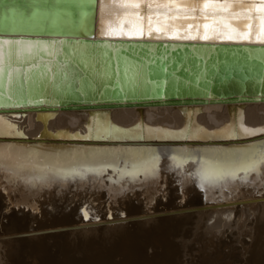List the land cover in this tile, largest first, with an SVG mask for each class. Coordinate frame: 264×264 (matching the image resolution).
<instances>
[{
    "label": "water",
    "instance_id": "95a60500",
    "mask_svg": "<svg viewBox=\"0 0 264 264\" xmlns=\"http://www.w3.org/2000/svg\"><path fill=\"white\" fill-rule=\"evenodd\" d=\"M224 2L225 0H209L205 7V0H0V39L49 43L52 41L58 43L60 39L68 43L78 40L91 47L90 51L93 52L92 55L95 56L98 65L107 62L111 71L108 77H100V68L96 72L92 70L84 72L82 63L71 62L74 66L80 67L85 75L80 76V72L68 73L61 69L55 70L51 79L45 69L46 65L43 64L50 60L51 56L48 54L38 53L35 59L42 60L38 66L35 63L30 64L34 59L13 60L12 64L21 69V73L14 79V83L10 84L9 88L14 87L13 95L6 96L5 82L8 67L6 68L0 85L2 101L0 111L13 106L31 107L29 111L36 112V119L44 123V129L33 139L24 136L23 142L17 141L12 144L27 146L30 150L28 152L24 150L26 152L24 154H30L39 150L44 140L61 139L58 136L61 131L52 132L46 128V118L53 117L57 112L52 110H57L58 107L68 111L90 110V120H102L105 115L111 131L116 132L121 129L111 122L107 113L110 109L134 105L175 106L186 118L180 130L188 128L199 130L200 134H210L217 133L227 125L212 132L207 131L196 122L194 117L193 112H201L200 107L190 108V105L205 104L212 97L233 103L228 108L231 121L235 119L237 123L239 118L241 124L244 105L238 106L234 103L245 102L248 99L255 100L259 96L264 100V42L259 39L261 28L264 26V20L261 19L264 17V10H261L260 5L264 4V0H228L232 4L230 9L232 11H239V4H243L245 9L255 5L249 12L251 19L223 17L219 5ZM214 8L217 9L215 13ZM205 24L208 25L207 29L204 27ZM245 24H250L251 27H243ZM228 25H231V29ZM229 32L232 33V39L228 38ZM244 32L249 34L250 39L236 38ZM205 33L208 39L202 38ZM106 40L126 46L120 50L117 63L111 51L108 55H100L99 45ZM173 43L179 46L171 50L169 47ZM152 46H155V54L150 50ZM192 48L212 52L208 57H200L192 52ZM123 58L131 61L137 68H141L142 78L148 81L142 85L140 80L132 85V81L126 84ZM56 60L59 64L70 63L62 55H57ZM28 70L31 74L29 81L26 80ZM79 81H81V89ZM140 123L142 129H152L146 126L142 119L134 127ZM261 128L263 127L256 130ZM258 134L261 133L227 139H183L208 144L187 146L186 154L181 148L163 149V153L158 154L155 171L136 179H115L108 171L103 173L106 177L103 175L97 179L83 177L80 182L74 178L61 180L46 175L41 177L44 179L42 181L35 177L28 181L22 175L17 176L9 180L8 189L0 186L1 198L2 194L7 197H5L7 200L1 199L0 241L10 244L18 240H37L46 236L80 239L82 236L77 237V235L82 231L120 227L114 234L106 236L88 234L85 239L80 240L88 242L106 238L120 242L126 241L129 237L130 226L147 227L219 208H235L264 202V199L236 200L235 198L212 205V199L209 198L240 186H264V178L201 182L197 177L198 166L202 163V150L214 148V145L209 143L245 140ZM75 135L78 137L70 138L104 140L97 136L80 137L77 132ZM151 139L146 138V140ZM163 140L167 141V139ZM263 143L264 140L250 141L248 144L234 148L221 147L219 150L228 154L247 152L261 149L260 145ZM32 148L36 150L31 151ZM41 150L37 151L40 157H42L41 152H49V149ZM151 150L156 151L157 148L153 147ZM175 155H184V158L179 161L173 158ZM119 157L120 166L117 170L121 171L124 169L125 157ZM166 159L172 162L167 164ZM191 163L196 164L193 169ZM44 167L48 172L51 170L50 164ZM0 169H4L3 166H0ZM166 173L179 175L180 180L175 179L174 183L180 190L174 193L176 195L172 207L159 206L154 210L153 205L156 204V200L161 199L163 203L167 200ZM259 173L262 177L263 173L260 171ZM60 181L62 183H59ZM106 182L111 186L107 187ZM97 184L101 185L100 192H106L103 186L110 191L108 196L110 199L108 198V201L101 206L109 204L111 208L109 211L117 217L116 219L110 217L112 220L105 222L97 220L93 224L83 225L79 222L78 215L83 209L87 210L91 207L87 200H92L93 206L99 203L90 191L91 186L95 187ZM149 186L158 190L152 195L151 200L145 201L147 202L145 204L141 202L143 196L138 197L134 193ZM194 190L198 193H192ZM20 195L29 199L32 204L28 206L24 203H15L16 197ZM193 197L196 200L189 203ZM45 201L50 203L44 208L42 204ZM79 205H82L80 209L78 208L76 214H72V209ZM18 211L24 212L21 214L33 215L27 218L16 214V218H11V215ZM90 214L92 212L89 209ZM155 234L154 231H148L149 247L151 246L153 250L157 248L154 245ZM145 249L142 252H146Z\"/></svg>",
    "mask_w": 264,
    "mask_h": 264
},
{
    "label": "bare ground",
    "instance_id": "6f19581e",
    "mask_svg": "<svg viewBox=\"0 0 264 264\" xmlns=\"http://www.w3.org/2000/svg\"><path fill=\"white\" fill-rule=\"evenodd\" d=\"M5 40L10 39L6 38ZM178 46L179 44L173 43L169 48L173 50ZM3 47L5 51L4 72L8 67L7 78L5 82L7 89L6 96L13 95L14 87L12 86L11 88H9L10 84L14 83V79L21 73V69L14 66L12 64V61L15 59H18L20 61L34 59V61L30 64L35 63L38 66L41 64L42 61L40 58L35 59L36 57H38L39 52H44L45 54H48V56H51L50 60H48L46 63H43L44 65H46L45 69L50 75L51 79L53 78L54 71H58L61 69H64L68 73L80 72V76H84V72L88 70L96 72L98 68H100V77H108L111 72L109 63L104 62L98 65L95 56L92 55L93 52L90 51L91 47L82 42H79L78 40L74 41L73 43H68L66 40L62 39H60L58 43H56L55 41H52L51 43L43 41H34L31 42V53L26 50L21 56L13 54L11 61H9L8 57L9 49H16L21 46L5 44ZM23 47L27 49V44ZM122 48H126V46L122 45L119 42L111 40H106L105 42L99 45L100 55H108V53L111 51L116 63L118 57L120 56L119 54ZM150 50H152V52L155 54V46L150 47ZM192 52L200 57H208L212 51L206 49L195 50L192 48ZM57 55H62L63 58L67 59L70 63L66 64L63 62L62 64H59L56 60ZM71 62L82 63L83 68L85 69L84 72L80 70V67L74 66ZM122 62L124 80L126 84L132 81V85L140 80L142 85L144 82L148 81V79L144 80L142 78L140 71L141 68L137 72V66H135L131 61L127 60L126 58H123ZM12 69H16V71H12V80L11 83H9L8 73ZM4 72L0 73V85L3 82ZM29 72L30 70L26 71L27 81L31 79V74ZM117 81H119L118 77ZM79 88H82L81 81H79ZM1 103L2 101L0 100V104ZM234 104L238 106L241 104L244 105L242 122L247 129L256 130L259 127L264 128V100L261 96L257 97L255 100L248 99L245 102H237ZM231 105H233V103L229 101H225L218 98L214 99L212 97H210L205 104L190 105V108L200 107L201 112L194 111V117L196 122L200 126L205 128L207 131L212 132L227 125L222 130H218L217 133L210 134H200L199 130H189L188 128L180 130L184 126L186 118L182 115L179 108L175 106L165 105L157 107L134 105L133 107L123 106L119 108L110 109V111H108L107 113L111 122L121 129V131L116 132L111 131L110 126L108 124V118L105 115H103L102 120H90V110L81 109L68 111L62 110L61 107H58L57 110H52L57 112L53 117L51 116L46 118V128L48 131L52 132L61 131L58 134L61 139L44 140V144L39 147V150L42 149L45 151L49 149V152H41L42 157L38 156V149L36 150L35 148H32L31 151H36L31 152L30 154H24L26 153L24 152V150L28 152L30 148L24 145L12 144L13 142L17 141L23 142L24 136H26L28 139H33L37 137L40 132L44 129V123L36 119V112L29 111L31 107L15 108L13 106V108L3 109L4 113L3 111H0V166H3L5 170L0 169V182L2 183L0 184V186L2 188L4 187L3 189H8L9 185L7 184L9 180H12L13 178L21 175L24 176V178L28 181L32 177H35L36 179H41L42 181L44 179L41 177H44L43 175H46V177H56L61 180L74 178L77 180V182H80L83 177L97 179L99 178V176H102L105 171H108V173L113 174L112 178H125L126 180L136 179L148 174H152L155 171V166L159 156L158 154L163 153V149H168L170 147H176L179 149L181 148L183 151L185 150L184 152L186 154L187 146L189 147L197 144H208L190 142L188 140L184 141L183 139H227L233 138L235 136H248L249 134H245L244 132V126L241 127L239 118L237 119V123L235 119L231 121L228 109ZM99 109L105 110L104 108ZM91 110H93V108ZM141 119L143 120V123L146 126L152 129H142L141 123L137 127H134L140 122ZM76 132L79 133L80 137L86 136L90 138L92 136H97L103 138L104 140L95 141L92 139H71L70 137H78V135H75ZM255 133L261 134L249 137L245 140L209 143V145H214V148L209 147V149L202 150V163H200L197 169L198 179L201 182H211L219 180L264 178V164L257 163L255 167L251 166V162L253 160H258L260 149H252L251 151L247 152L240 151L234 154H228L226 152L224 153L223 151L219 150L221 147L234 148L235 146L248 144L250 143V141L254 142L264 140V132H260L259 130H257ZM65 137L66 139H64ZM141 138H143V140H141ZM146 138L152 139L146 140ZM163 139H167V141H164ZM168 139L179 140L169 141ZM53 144H55V146ZM64 145L66 147H64ZM260 146L261 148L264 147V143ZM153 147H156L157 150L152 151L151 149ZM61 149H64L65 151L61 152ZM119 156L125 157L124 169L121 171L117 170V167L120 166ZM173 158L181 161L184 158V155H175ZM171 162L172 160L166 159L167 164ZM48 164L51 165V170L49 172L45 170L44 167ZM190 166L193 169L196 164L191 163ZM259 171L263 173L262 177L261 175H259ZM103 177H106V175H103ZM166 177V191H168L167 200L165 201V203H163L161 199L156 200V204L153 205L154 210L159 206H164L165 208L172 207L174 203V196L176 195L174 193L177 190H180V188L174 183L175 179L180 180L179 175H176L174 173H166ZM59 183H62V181H60ZM106 185L107 187L111 186L109 182H106ZM100 186L101 185L99 184H97L95 187L91 186L92 189L90 191L93 193V195L96 196L95 199L99 201V205L101 206L102 204L108 201V198L110 199V197H108L110 196V191L106 188V186H103L106 192H100ZM156 190L158 189H152L149 186L143 189L142 191L136 192L134 194H136L138 197L143 196L141 202L146 204L147 202L145 201L151 200L152 195L155 193ZM198 191H200V189H198ZM198 191L195 192L194 190L192 191V193L197 194ZM2 196L4 200H7V197L4 194H2ZM2 198L0 196V203ZM209 198L212 199V205L217 204L219 202L235 200V198H237L236 200L264 199V186H240L235 190L219 193L218 196L212 195L209 196ZM102 199H105V201H101ZM28 200L29 199H27L26 197L20 195L19 197H16L15 203H24L30 206L32 202H29ZM195 200L196 199L193 197L190 199L189 203H193ZM87 201L89 202V204H91V207L89 209L93 208L94 206L92 205V200ZM49 203L50 201H45L42 204V207L45 208L46 205H48ZM257 203L260 204L264 202L262 201ZM251 205H248V207ZM81 206L82 205H79L73 208L72 214H76L78 208L80 209ZM242 207L244 208L245 205ZM236 208L238 207L216 209L218 210V212H215L213 216L215 219L213 223L214 225L211 224L209 230H212V232L213 230L215 231L220 225V220L226 221V225L228 227H232L235 224L237 226H235L234 228L238 227V229L240 230L241 228H239V226H243V222H241L242 220L239 221V218H236L235 220L233 219V216H236L234 215ZM89 209H87L88 211L86 209H83V211L80 212L78 215L79 222L83 225H90L94 222H97V220L93 218V213L89 215ZM101 209L104 213L102 217L104 218V220L101 222L116 219L115 217L117 216L109 211L111 209L109 204L101 207ZM21 213L24 212H14L12 215L14 218H16V214L20 215ZM226 213L227 215H225ZM21 215L29 218L33 214L27 213ZM107 215H109L108 218L106 217ZM110 217H112V219H110ZM224 228L226 229V227ZM93 232L94 231H92V233ZM238 235H240V231L238 232ZM160 246L162 245L160 244Z\"/></svg>",
    "mask_w": 264,
    "mask_h": 264
},
{
    "label": "rangeland",
    "instance_id": "374dc122",
    "mask_svg": "<svg viewBox=\"0 0 264 264\" xmlns=\"http://www.w3.org/2000/svg\"><path fill=\"white\" fill-rule=\"evenodd\" d=\"M101 207L97 203L90 209L93 218L98 221L104 220ZM215 212L218 210L163 221L147 227L130 226L129 238L120 242L106 238L80 241L92 231L106 236L120 227L92 229L91 233L89 230L82 231L78 233L82 234L80 239L46 236L37 240H18L10 244L0 241V264H264V203L236 208V216H233V219L242 220L243 226H239L240 230L238 227L234 228L237 226L235 224L228 227L224 220H220L222 223L220 222L215 231L209 230L210 225L214 223ZM11 218H14L13 215ZM147 230L156 232L155 250L149 247ZM251 240L252 242H249ZM144 249L146 252H142Z\"/></svg>",
    "mask_w": 264,
    "mask_h": 264
},
{
    "label": "snow or ice",
    "instance_id": "6c2138e0",
    "mask_svg": "<svg viewBox=\"0 0 264 264\" xmlns=\"http://www.w3.org/2000/svg\"><path fill=\"white\" fill-rule=\"evenodd\" d=\"M209 0H205V7H207ZM251 7H255V5H252L249 7V9H245L243 4H239V11H232L230 10L232 8V4L228 2V0H225V2L221 5H219V10L222 13L223 17L225 18H244V19H251V16L249 15L250 9ZM261 10H264V4L260 5ZM201 11H203V9H201ZM217 11V9H213V12L215 13ZM262 20H264V17L261 18ZM204 27L207 29L208 25L205 24ZM228 27L231 29V25H228ZM243 27L245 28H250L251 25L250 24H245L243 25ZM234 31V29H233ZM104 34V33H102ZM114 34V33H111ZM131 34V33H130ZM182 38H186V37H182ZM203 39H208L207 33H205V35L202 37ZM223 38V37H221ZM228 38L232 39V33L229 32L228 34ZM236 38H248L250 39V36L247 32L244 33H240ZM259 39L264 42V26H262L261 28V36L259 37ZM20 45L21 47L16 48V49H9L8 52V57H9V61H11L12 55L15 54L17 56H21L24 54V52L27 50L29 53L32 52V48H31V42H25L22 40H5V39H0V73L4 72V59H5V51H4V45ZM27 44V49H25V47H23L24 45ZM140 69L137 68V72ZM12 71H16V69H12L11 71H9L8 73V77H9V83H11L12 80ZM10 98V97H9ZM241 127H243V123L241 121ZM257 130L255 129H244L245 134H255ZM260 132H264V128L259 129ZM257 163L260 164H264V147H262L259 151V158L258 160H253L251 162V166L255 167V165Z\"/></svg>",
    "mask_w": 264,
    "mask_h": 264
}]
</instances>
